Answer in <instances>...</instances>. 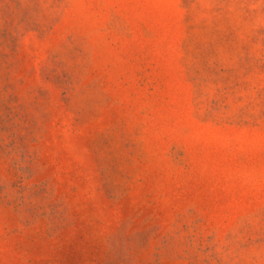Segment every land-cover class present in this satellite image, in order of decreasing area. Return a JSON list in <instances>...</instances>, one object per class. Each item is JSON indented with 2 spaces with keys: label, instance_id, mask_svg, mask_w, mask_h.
Listing matches in <instances>:
<instances>
[{
  "label": "rangeland",
  "instance_id": "374dc122",
  "mask_svg": "<svg viewBox=\"0 0 264 264\" xmlns=\"http://www.w3.org/2000/svg\"><path fill=\"white\" fill-rule=\"evenodd\" d=\"M0 264H264V0H0Z\"/></svg>",
  "mask_w": 264,
  "mask_h": 264
}]
</instances>
